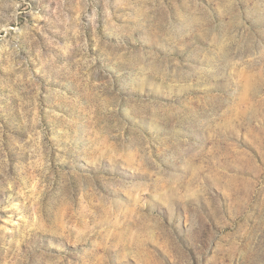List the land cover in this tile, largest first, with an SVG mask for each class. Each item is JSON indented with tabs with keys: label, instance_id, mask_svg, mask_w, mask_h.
<instances>
[{
	"label": "rangeland",
	"instance_id": "rangeland-1",
	"mask_svg": "<svg viewBox=\"0 0 264 264\" xmlns=\"http://www.w3.org/2000/svg\"><path fill=\"white\" fill-rule=\"evenodd\" d=\"M0 264H264V0H0Z\"/></svg>",
	"mask_w": 264,
	"mask_h": 264
}]
</instances>
